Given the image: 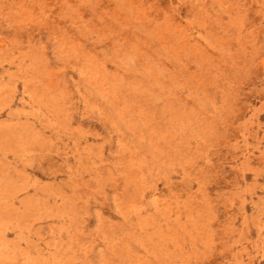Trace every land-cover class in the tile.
Instances as JSON below:
<instances>
[{
    "label": "rangeland",
    "instance_id": "374dc122",
    "mask_svg": "<svg viewBox=\"0 0 264 264\" xmlns=\"http://www.w3.org/2000/svg\"><path fill=\"white\" fill-rule=\"evenodd\" d=\"M0 264H264V0H0Z\"/></svg>",
    "mask_w": 264,
    "mask_h": 264
}]
</instances>
